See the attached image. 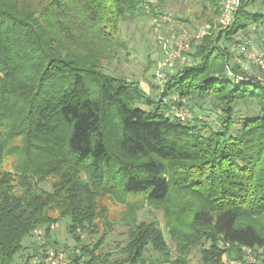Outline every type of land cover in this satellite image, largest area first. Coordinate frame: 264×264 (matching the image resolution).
<instances>
[{
    "label": "trees",
    "instance_id": "trees-1",
    "mask_svg": "<svg viewBox=\"0 0 264 264\" xmlns=\"http://www.w3.org/2000/svg\"><path fill=\"white\" fill-rule=\"evenodd\" d=\"M222 1L206 0L208 29L191 43L192 63L168 73L153 97L102 65L121 24L149 0H0V264H14L38 229L48 240L65 218L67 264H189L193 250L197 264H251V255L264 264V85L227 73H244L229 48L264 25V12L239 0L216 33ZM207 98L217 128L183 103ZM245 100L256 115L237 116ZM109 197L126 208L117 256L106 244ZM145 205L161 208L163 228L138 221ZM34 256L44 258L37 248Z\"/></svg>",
    "mask_w": 264,
    "mask_h": 264
},
{
    "label": "rangeland",
    "instance_id": "rangeland-1",
    "mask_svg": "<svg viewBox=\"0 0 264 264\" xmlns=\"http://www.w3.org/2000/svg\"><path fill=\"white\" fill-rule=\"evenodd\" d=\"M261 1L256 0L253 10L264 12V4H261ZM204 5H206V0H149V4L144 5L145 13L143 15L128 19L121 24L113 58L102 62L103 71L136 82L149 95L159 97L166 75L168 73L173 74L177 68L192 63L191 53L193 50L191 43L192 41H199L208 29L201 16ZM215 23L214 32L218 33L221 29H224L218 24V19L215 20ZM236 40L238 42L231 44L229 48L232 54L230 63H237L243 69L246 68L254 75L263 78L264 75L257 64L254 63V60H248L240 54L237 45L249 41L251 50L255 55H260L264 59V25L250 26L245 33L237 35ZM184 42L188 43V49L184 48L185 50H182L181 56L175 59L169 68L159 72L158 67L167 57V54L176 51L177 45L180 46V43ZM185 102L192 105L193 110H196L197 115L204 119L205 124L213 128L218 127V111L213 108L209 98L197 103L201 108H197L198 105L195 101L189 102L185 99L183 100L184 105ZM193 103L196 105H193ZM174 108L176 107H171V114ZM187 108H183L189 113L186 120L193 121L195 113L192 114ZM258 108L255 102L245 100L236 107V114L238 117L254 116L259 112ZM41 186L45 191H51L49 183L45 182ZM103 203L109 210L108 215L113 224V231L106 243L107 251H111L117 256L119 249L124 246L127 240L126 220L123 218L126 215V208L114 197L106 198ZM136 215L138 221H155L161 228L164 227V215L160 207L145 205L137 210ZM182 219L185 220L186 215ZM68 223L69 219L65 218L54 225L48 240L44 237L43 229H38L31 238L24 240L23 244L27 248L22 254L16 256L14 264L45 263L44 258L34 256L35 248L39 249L43 255L46 249H51L69 256L74 243L67 234ZM166 237L168 239V236ZM83 239L86 240L87 236L84 235ZM90 239L95 240L94 237ZM167 241L170 247L173 248L174 246L169 239ZM261 252L264 255V250L259 251V253ZM197 261L198 253L193 250V253L189 255V264H197ZM248 261L251 264H259L258 261L253 259L252 255L248 258Z\"/></svg>",
    "mask_w": 264,
    "mask_h": 264
},
{
    "label": "built area",
    "instance_id": "built-area-1",
    "mask_svg": "<svg viewBox=\"0 0 264 264\" xmlns=\"http://www.w3.org/2000/svg\"><path fill=\"white\" fill-rule=\"evenodd\" d=\"M239 7V0H223L220 4L218 23L222 28H226L232 22L235 12ZM176 51H171L167 54V57L164 58L163 62L159 65V72L169 68L172 65V62L181 56L182 50L188 49V43H180L177 45ZM238 51L248 60H254V63L257 64L259 70L264 75V59L260 55H255L251 50L250 42L245 41L242 44L237 45ZM184 49V50H185ZM227 73L231 76L235 82H249L250 79L258 81L261 85H264V77L254 75L250 70L244 69L243 74H233L229 69ZM161 77V75H159ZM172 114L179 118L182 121H185L189 117V113L186 109L174 108ZM45 264H67L66 255L58 253L56 250L46 249L44 253Z\"/></svg>",
    "mask_w": 264,
    "mask_h": 264
}]
</instances>
